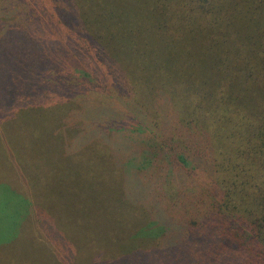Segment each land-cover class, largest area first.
Returning a JSON list of instances; mask_svg holds the SVG:
<instances>
[{"label": "trees", "instance_id": "trees-1", "mask_svg": "<svg viewBox=\"0 0 264 264\" xmlns=\"http://www.w3.org/2000/svg\"><path fill=\"white\" fill-rule=\"evenodd\" d=\"M101 83L117 102L92 109ZM76 109L191 210L161 214L162 264H264V0H0V119L55 128Z\"/></svg>", "mask_w": 264, "mask_h": 264}, {"label": "rangeland", "instance_id": "rangeland-1", "mask_svg": "<svg viewBox=\"0 0 264 264\" xmlns=\"http://www.w3.org/2000/svg\"><path fill=\"white\" fill-rule=\"evenodd\" d=\"M105 74L111 81L108 70ZM110 85L88 92V106L115 104L117 92ZM78 110L55 128L40 123L39 116L0 119V264H56L55 259L58 264H162L168 246L158 245L164 241L161 214L180 219L191 210L170 206L156 197L160 191L150 193L146 171L138 174L140 181L133 178V168L124 166L131 150L109 148L99 140L97 125L90 128ZM168 119L172 124L178 119L172 107ZM101 125L104 132L106 124ZM10 135H16L20 151ZM84 137L87 147L100 149L73 148ZM132 161L138 165L142 158ZM201 175L204 190L208 176ZM141 240L148 242L138 245Z\"/></svg>", "mask_w": 264, "mask_h": 264}]
</instances>
